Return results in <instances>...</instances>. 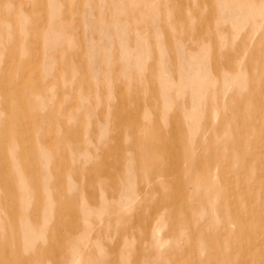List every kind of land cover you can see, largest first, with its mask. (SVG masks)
<instances>
[{"label": "rangeland", "instance_id": "obj_1", "mask_svg": "<svg viewBox=\"0 0 264 264\" xmlns=\"http://www.w3.org/2000/svg\"><path fill=\"white\" fill-rule=\"evenodd\" d=\"M263 121L264 0H0V264H264Z\"/></svg>", "mask_w": 264, "mask_h": 264}, {"label": "bare ground", "instance_id": "obj_2", "mask_svg": "<svg viewBox=\"0 0 264 264\" xmlns=\"http://www.w3.org/2000/svg\"><path fill=\"white\" fill-rule=\"evenodd\" d=\"M259 112V111H258ZM261 114H262V111L260 112ZM260 113H257V115L258 114H260ZM260 117H261V115H259ZM262 119V118H261ZM240 120V119H239ZM253 120V119H252ZM241 121V120H240ZM264 122V121H263ZM242 123V122H241ZM246 123V122H245ZM256 123H257V121H256ZM254 124V123H253ZM261 124V123H260ZM252 125V124H251ZM250 125V126H251ZM242 131V130H241ZM255 134H257V133H255ZM262 134H263V132H262ZM237 135V134H236ZM238 136V135H237ZM242 136V135H241ZM245 136V135H244ZM243 136V137H244ZM263 139V138H262ZM249 140V139H248ZM251 141V140H250ZM250 143V142H249ZM254 143V142H253ZM262 144H264V142L262 143ZM258 145V144H257ZM258 146H260V145H258ZM263 148V147H262ZM197 151V150H196ZM240 151V150H239ZM255 151V150H254ZM257 153V152H256ZM256 156V155H255ZM251 159V158H250ZM257 160H260V158L258 159L257 158ZM250 161H252V160H250ZM254 162H256L255 160H254ZM259 162V161H258ZM263 164V163H262ZM188 195H190V194H188ZM189 204V203H188ZM263 206V205H262ZM262 211H264V210H262ZM261 212V211H260ZM261 216V215H260ZM262 221V220H261ZM262 223V222H261ZM264 224V223H263ZM251 235H252V233H250ZM249 237H251V236H249ZM16 240V239H15ZM247 241V240H246ZM8 241H4V243H3V241H2V245L1 246H8V248L10 247L9 245H8V243H7ZM12 242L14 243V242H16V241H13L12 240ZM9 243H10V241H9ZM247 243H249L248 241H247ZM15 244V243H14ZM232 244H233V241H232ZM244 245H246V244H244ZM253 246V245H252ZM239 247V246H238ZM256 247V246H255ZM1 248V247H0ZM240 248V247H239ZM251 248V247H250ZM253 249V248H252ZM255 249V248H254ZM2 258H3V256H2V250H0V263H1V260H2ZM250 263V262H249Z\"/></svg>", "mask_w": 264, "mask_h": 264}]
</instances>
